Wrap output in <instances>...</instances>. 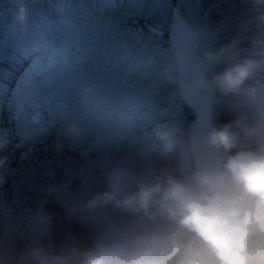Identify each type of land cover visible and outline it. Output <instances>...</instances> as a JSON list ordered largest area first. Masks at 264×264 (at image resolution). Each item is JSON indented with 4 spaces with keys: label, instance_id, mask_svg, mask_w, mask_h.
Listing matches in <instances>:
<instances>
[{
    "label": "clouds",
    "instance_id": "clouds-1",
    "mask_svg": "<svg viewBox=\"0 0 264 264\" xmlns=\"http://www.w3.org/2000/svg\"><path fill=\"white\" fill-rule=\"evenodd\" d=\"M244 2L252 14L228 45L205 52L204 61L219 63L244 40L251 55L210 79L199 75L189 92L205 91L214 101L217 90L239 92L264 71V0ZM201 142L212 158L191 170L150 165L135 178L121 167L108 171L104 189L84 210H109L118 219L98 228L86 246L38 243L15 256L0 254V264H264V111L251 123L241 117L211 126Z\"/></svg>",
    "mask_w": 264,
    "mask_h": 264
},
{
    "label": "snow or ice",
    "instance_id": "snow-or-ice-1",
    "mask_svg": "<svg viewBox=\"0 0 264 264\" xmlns=\"http://www.w3.org/2000/svg\"><path fill=\"white\" fill-rule=\"evenodd\" d=\"M163 2L152 0L149 5L147 0H138L137 13L146 18L159 13L161 40L167 21L160 7ZM51 7L63 13L72 5L69 0H57ZM179 7L168 4L167 11L178 12ZM23 10V19L18 21L19 8L14 9L7 35L0 40V63L6 60L10 66L8 72L0 69V197L7 191L4 185L11 183L13 196L27 199L23 193L32 190L37 176L54 175L71 164L70 157L49 155L50 141L58 122L80 118L77 108L66 111V103L75 104L80 88L104 79L132 88L149 77L139 66L123 74L118 71L116 56L124 46L116 27H106L87 14L71 24L65 19L53 21L43 11L41 0H28ZM130 21L139 26V19L116 24ZM19 69L23 71L16 78ZM132 76L135 79L130 80Z\"/></svg>",
    "mask_w": 264,
    "mask_h": 264
},
{
    "label": "rangeland",
    "instance_id": "rangeland-1",
    "mask_svg": "<svg viewBox=\"0 0 264 264\" xmlns=\"http://www.w3.org/2000/svg\"><path fill=\"white\" fill-rule=\"evenodd\" d=\"M149 1L150 0H147V2ZM166 1V3H162L160 5L167 15V21L165 22L164 27L169 25L171 19V12L167 11V5L171 4V1ZM196 1L197 0H186L184 5L186 8L185 13L179 7V11L182 12L187 21H189L188 19L190 16H194L196 9L198 8ZM11 2H14L18 6L17 8H19V11L16 12V19L18 21L22 20L24 16L23 4L25 3V0H4L5 4L1 7L5 8L7 6L11 9V5L9 4ZM56 2L57 0H51L50 4L49 0H41L43 11L48 14L51 20L59 21L61 19H65L69 22V24L77 21L79 17L86 14L90 15L96 21V16L94 14L97 9L102 6L99 0H69L72 7L65 9L63 13H61L51 7V5ZM129 3H131L132 7H130V10L122 11V14H124L123 18L126 20L127 18L128 20L139 19L140 22V25L134 29L132 28L131 31L135 32V30L137 31V28L141 26L142 28H145V23L157 30L160 29L159 13L156 18H146L143 16L138 17V0H132V2L130 0ZM148 4L151 5L152 3ZM4 8L0 12V19L8 13V10ZM111 23L112 22L110 21H104L101 24H104L106 27H113ZM8 24L9 22L5 25V31L1 33L2 35L0 40L5 39ZM119 27L121 28L120 36H123L122 33L126 32L130 28L129 26L124 28L123 25H120L117 27V31ZM164 31H166V29ZM146 33L151 34L148 31ZM154 39L158 41L156 42L157 48L155 49L154 54H149L147 42L143 41L141 43L143 48L141 51L135 53V58L137 59L140 57L139 60H142L143 64L149 66V70L147 72L148 76H153V74L157 75L159 78L158 82L162 84V87L151 89V84H154L157 81H152V83L148 84L145 80L136 87H120L109 84L107 79L82 86L78 92L75 104L73 105L72 102L66 103V111L71 112L72 108L75 107L79 111L80 118H66L56 124L52 134L55 137L54 141L57 145H64L66 143L75 144L76 147L71 150L76 151L79 154L80 151L85 152L91 161L96 160L99 162L100 166L110 165L109 160L106 158L110 148L113 147L115 143H117L120 148L126 152V146L130 149V147L139 142L141 143L139 148H136L134 145V148L138 151V155L152 157V151L146 147L145 142V140H149L146 131H144L145 124L148 121L154 125L157 124L156 126L160 128V136L165 142L169 141L172 144L170 145L171 148L178 145L180 146L181 149L179 155L177 156V168L175 172L180 173L182 171L194 169L193 159L190 155L186 140L187 126L188 123L194 120V116L191 114L192 119L190 121L187 120L186 122L185 111L180 104L179 98H177L178 94H175L173 90L172 86L175 85L176 88L177 86L176 83H174L176 79V69L171 50L166 49V47L163 48L164 42L160 37H156L154 35ZM119 40L124 47L123 50L118 52L116 56L119 64L118 71L121 74L135 71L137 66L145 71L143 64H141L140 61H135L136 63H132V61L127 62V59L129 58L128 54H130L131 48L130 40L125 37H122ZM198 42L199 46L204 47V51L207 52L205 46L206 43L201 44L200 41ZM207 42L210 43V37ZM7 55L8 51L6 49L5 56ZM200 58L206 64L204 61V54H201ZM9 68L10 66L6 60L5 62L0 63V69H3L5 72H8ZM207 68L208 65L206 64V70H208ZM169 76H171V79H169ZM132 79H135V76L130 77V80ZM216 92H218V90ZM235 99L238 101L241 98L237 99V97H235ZM221 101L222 100L217 101L214 99V101L212 100V105L217 103L222 105V109H224L226 105ZM215 107L217 106L215 105ZM147 111H149V113ZM141 121L143 124L140 123ZM213 124L215 126L217 125L215 119ZM129 128H132L133 131L140 130L138 138L132 139L130 137ZM115 149L118 150V148H114L113 150ZM97 155L100 156V158H98ZM87 161L90 163L89 160ZM79 170L80 167L75 169L73 172H69L70 176L77 177L80 174ZM50 179L51 178H43L40 181L35 179L32 190L23 193V195L27 196V199L14 197L11 191L14 202H19V204L21 202H26L25 204L23 203V207L17 209V212L19 213L18 216L21 214V218H24V221L21 218L19 219L22 220L19 223L22 224L21 232L24 235L23 239H20L21 233L17 231L14 221L8 219L11 217L1 215V211L3 212L6 210L9 212L11 207H13V202L8 203L9 207L4 206V202H0V254H3L4 256H15L16 254L22 252L26 247L35 246L38 243L51 247L48 235L49 224H47V219H45L42 215V202H37L36 204L38 206H35L37 198L36 191L38 193L40 189L49 190L54 187V184L51 183ZM77 180V182L80 183V176ZM64 185L65 183H62L60 187H64ZM36 187H38V190H34ZM60 193H62L65 198L69 196V193L65 192V190H60ZM8 198L10 199V194ZM43 240L49 241L43 242Z\"/></svg>",
    "mask_w": 264,
    "mask_h": 264
},
{
    "label": "trees",
    "instance_id": "trees-1",
    "mask_svg": "<svg viewBox=\"0 0 264 264\" xmlns=\"http://www.w3.org/2000/svg\"><path fill=\"white\" fill-rule=\"evenodd\" d=\"M170 1L171 4L180 5L181 10L185 13L186 8L184 5L186 0ZM27 2L28 0H25V3ZM99 2L102 6L99 7L94 14L96 16V22L102 23L104 21H110L112 22L111 24L113 27L116 28L120 25H123L124 28L129 26V30L122 33L123 36H120V27L117 31L119 39L122 37L127 39L131 38L132 47L130 49V54H128L129 58L127 59V62L132 61V63H134L135 61H140L141 64H143L142 60H139L140 57L137 59L135 58V53L141 51L143 48L141 43L146 41L149 54H154L155 49L157 48L156 42L158 41L154 39L152 34L146 33V30H144V33H146L144 37H141V35L136 32H131V34H129L133 27L131 23L132 21L129 25L128 23L119 25L116 24L117 21L126 20L123 18L124 14H122V11L130 10V7H132L131 3H129L130 0H99ZM149 2L151 3L152 0ZM166 2L167 1L164 0L163 3ZM3 4H5L4 0H0V12L4 8L1 7ZM9 4L11 5V9L6 6L4 9H7L8 13L0 19V39L2 35L1 33L5 31L4 25H7L14 9L18 7L14 2ZM196 5L198 8L196 9L194 16H190L188 20L194 28V31L198 33L197 41H200L201 44L206 43L205 46L207 51H216L222 46L228 45L232 41L233 37H235L240 31L242 24L252 14L251 5L246 4L244 0H197ZM186 14L189 15L188 13ZM245 35L249 34L245 33ZM209 37L210 43L207 42ZM163 42V48L166 47V49H169L165 38L163 39ZM204 50V47L199 46L198 42L196 51L198 53L200 52L199 54L201 55L205 53ZM250 55V43L248 40H244L236 45L234 54L226 56L215 65L209 66L207 64V74L210 78L212 73L221 72L226 67L234 63L242 62L244 58L249 57ZM25 67H27V64H25ZM143 67L145 71L148 72L149 66L143 64ZM21 71H23V69L16 71V78L19 77ZM148 77L149 78L145 80L148 84L152 83V81H157L154 84H151V89L162 87V84L158 82L159 78L157 75L153 74V76ZM12 83H15V78ZM172 87L175 94L178 93L175 85ZM249 89L254 90L252 95L248 94ZM235 97H237V99H241L237 101ZM177 98H179L180 104L185 111L187 122V120L189 121L192 119V115L184 104H182L179 94L177 95ZM215 99L217 101L222 100L221 102L226 105V107L222 109V105L214 103L213 113L216 117V126H223L232 123L241 117L245 118L249 123L254 122L258 118L259 114L264 111V71H260L249 80H246L239 92L223 94L218 91L215 93ZM215 105L217 107H215ZM4 115L6 117V110ZM156 125L148 121L145 124V131L147 137L149 138L148 147L152 149V157L139 156L135 151H127L126 153H121L120 155L115 153L112 156L113 163L108 166H100L99 162L96 160L91 161L85 152L80 151L79 154L78 152L71 150L76 147L75 144L66 143L67 145H57L54 141L55 137L52 134L50 141L52 151L49 155H54L59 158L70 157L71 164L57 171L54 175L36 177V180L39 181L43 178H51L50 181L54 184V187L49 190L40 189L38 193L36 191L37 198L35 201V206H38L36 204L37 202H42V215L45 219H47V224H49L48 235L51 242V248L59 249L61 245L65 244L69 240H74L81 246H86L98 228L106 224L109 220L118 219L117 215L109 210H96L95 212L84 210L85 201L96 192L104 189L105 174L111 169L116 167L124 168L131 178L143 176L145 170L150 165H154L156 167L168 165L175 172L177 168V156L180 153L179 146L171 148L170 145L172 144L169 141L165 142L163 140L160 136V128ZM3 126L7 127L6 120ZM145 154L148 155L147 153ZM98 158H100V156H98ZM118 158L123 160L121 164H119L117 160ZM87 160H89L90 163H88ZM79 167L80 174L77 177H71L69 172H73ZM79 176L80 183L77 182ZM62 183H65L64 187H60ZM131 185L132 180L130 179L129 186ZM4 188L7 191H5L2 197H0V202H4V206L6 207H9L8 203L13 202V207H11L9 212L6 210L3 212L1 211V215L11 217L8 219L14 221L17 231L21 233L20 239H23L24 235L21 232L22 224L19 222L22 220L24 221V218H21V214L18 216L19 213L17 212V209L23 207L24 202L19 204V202L13 201L11 195V183L5 184ZM34 190H38V187ZM60 190H65V192L69 193V196L65 198L62 193H60ZM9 194L10 199L8 198ZM20 218L22 220H19ZM46 241L49 240H43V242Z\"/></svg>",
    "mask_w": 264,
    "mask_h": 264
},
{
    "label": "water",
    "instance_id": "water-1",
    "mask_svg": "<svg viewBox=\"0 0 264 264\" xmlns=\"http://www.w3.org/2000/svg\"><path fill=\"white\" fill-rule=\"evenodd\" d=\"M175 7V6H174ZM144 27L151 33L159 35L160 30L152 28L146 23ZM192 26L181 13L173 11L171 22L167 32V42L171 46L174 58L176 79L175 82L179 94L185 104L194 115V120L188 123L187 142L192 154L193 166L206 162L212 158V153L201 142L206 130L212 126L213 109L212 100L207 92L197 90L192 93L187 85L193 82L199 75L206 74L205 63L198 56L195 49L197 35Z\"/></svg>",
    "mask_w": 264,
    "mask_h": 264
}]
</instances>
